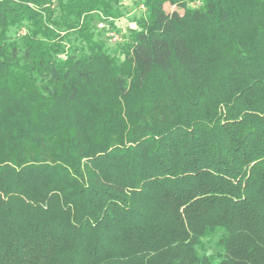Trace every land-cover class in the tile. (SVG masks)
<instances>
[{
  "label": "trees",
  "instance_id": "1",
  "mask_svg": "<svg viewBox=\"0 0 264 264\" xmlns=\"http://www.w3.org/2000/svg\"><path fill=\"white\" fill-rule=\"evenodd\" d=\"M142 2L0 0V264H264V0Z\"/></svg>",
  "mask_w": 264,
  "mask_h": 264
},
{
  "label": "rangeland",
  "instance_id": "2",
  "mask_svg": "<svg viewBox=\"0 0 264 264\" xmlns=\"http://www.w3.org/2000/svg\"><path fill=\"white\" fill-rule=\"evenodd\" d=\"M122 2V7H123V11H124V15L118 20L112 18V17H105L103 18L104 21H106L108 24L112 25V21L116 22L118 25V31L123 33V36L126 35L127 33V28L129 25H135L133 23V21L131 20L132 17L134 16H139L141 14H143L145 7L144 4L142 2V0H121ZM164 8L166 11L170 12L174 9H178L175 6L169 5L168 3H166L164 5ZM179 11H181L180 9H178ZM102 19L97 21V27H98V23L101 21ZM114 27V26H113ZM104 29V28H103ZM23 32V30H22ZM105 29H104V33H105ZM106 35V33H105ZM107 36V35H106ZM109 38V37H108ZM110 43L112 45L111 48V52L114 54L118 53V49L116 48L118 46V41H112L109 38ZM227 235V231L224 227H215L212 232H210L209 234L202 236L200 239V243L198 245H196V252L199 256H207L209 257L211 260L213 261H219L221 260V258L223 257V253H224V247L223 245L220 243L221 238H223L224 236Z\"/></svg>",
  "mask_w": 264,
  "mask_h": 264
},
{
  "label": "built area",
  "instance_id": "3",
  "mask_svg": "<svg viewBox=\"0 0 264 264\" xmlns=\"http://www.w3.org/2000/svg\"><path fill=\"white\" fill-rule=\"evenodd\" d=\"M99 28H104L106 35L112 40V41H118L121 42L124 39L123 33L115 29V27L108 24L103 19L98 23Z\"/></svg>",
  "mask_w": 264,
  "mask_h": 264
}]
</instances>
